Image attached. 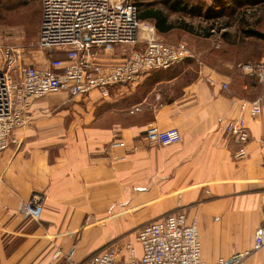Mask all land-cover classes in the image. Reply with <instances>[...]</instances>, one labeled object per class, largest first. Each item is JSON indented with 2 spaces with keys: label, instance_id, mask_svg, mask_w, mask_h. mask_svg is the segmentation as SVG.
Masks as SVG:
<instances>
[{
  "label": "crops",
  "instance_id": "obj_1",
  "mask_svg": "<svg viewBox=\"0 0 264 264\" xmlns=\"http://www.w3.org/2000/svg\"><path fill=\"white\" fill-rule=\"evenodd\" d=\"M203 1L215 6L214 0ZM236 1L229 0V9H236ZM42 13L43 7L41 20ZM258 25L264 30V13ZM206 28L200 36L180 29L214 39V29ZM195 53L190 59L199 67L193 77L175 70L182 61L135 83L115 85L108 97L93 90L78 97L56 93L34 99V119L15 129L18 143L0 152V264H77L120 235L135 232L137 240L142 225L179 209L189 220L197 219L207 263L252 247L255 230L264 226V89L241 71L238 59L221 69L222 62H209L213 53L199 48ZM120 55L103 53L101 61L117 62ZM254 58L264 61V51ZM256 99L262 114L240 112L242 100ZM137 106L141 110L131 113ZM239 115L250 135L242 159L234 157L237 144L224 127ZM151 123L178 127L182 140L149 145L144 134ZM115 138L126 147L112 148ZM35 193L44 196L41 214L24 219L19 205ZM112 221L119 223L118 232L99 236ZM241 264H264V249Z\"/></svg>",
  "mask_w": 264,
  "mask_h": 264
},
{
  "label": "built area",
  "instance_id": "obj_2",
  "mask_svg": "<svg viewBox=\"0 0 264 264\" xmlns=\"http://www.w3.org/2000/svg\"><path fill=\"white\" fill-rule=\"evenodd\" d=\"M43 13L38 46L57 55L45 66L19 64L16 49L3 50L0 68V152L18 143L15 129L27 126L35 116L34 99L56 93L72 97L84 96L98 90L108 97L111 88L135 83L154 70L168 69L182 61L195 58L184 41L173 43L158 38L155 26L139 18L136 0H41ZM144 31V34L141 33ZM215 31V30H213ZM142 44L125 52L117 62H102L101 55L117 45ZM241 71L254 77L264 89V61L238 64ZM226 87V85H223ZM240 112L248 110L252 117L263 112L256 100H242ZM137 106L131 113L140 111ZM226 133L237 144L236 159L248 155L246 144L249 130L242 115L228 119ZM183 135L178 127L162 129L151 123L144 139L149 145L178 143ZM264 145V139L261 140ZM111 147H126L115 138ZM138 145L133 146V150ZM44 206V196L35 193L19 205L24 219H38ZM137 247L129 241L113 240L77 264H241L253 252L264 249V226L255 230L252 247L207 263L202 257V244L197 219L189 220L182 209L171 211L157 220L142 225L138 231Z\"/></svg>",
  "mask_w": 264,
  "mask_h": 264
},
{
  "label": "rangeland",
  "instance_id": "obj_3",
  "mask_svg": "<svg viewBox=\"0 0 264 264\" xmlns=\"http://www.w3.org/2000/svg\"><path fill=\"white\" fill-rule=\"evenodd\" d=\"M224 1L227 3L229 0ZM243 1V3H245V0ZM136 2L140 3L142 9L148 7L158 9L165 14L170 21L190 23L197 29L198 35L202 33L203 29H205L209 23L217 21L214 29L215 33H213L214 39L212 40L211 38L206 39L205 37H199L200 35L194 36L186 34L180 28L171 31L166 36L160 33L157 34L159 39L166 42L177 43L184 41L194 53L196 48L197 50L198 48L204 50V53H213L215 56L209 58V62L213 60L217 65L219 61L222 62L219 67L221 69H227V65L224 66L223 63L226 62L227 64L229 60L232 61L234 58L239 60L237 65L245 61H256L254 56L264 51V42L254 38L248 39L247 41L242 40L239 34L241 27L239 21L233 17L228 18V9L222 10L223 12L216 10L213 8L215 7L214 4H207V2L203 0H136ZM212 2L214 3V1ZM191 4L196 6L190 7L192 10L188 8V5L190 6ZM209 5H212V7H209V10H203L204 7L208 8ZM258 9L260 10V8H257V10ZM218 11L221 12V16L213 20L214 18H212V16ZM41 12L42 6L40 0H0V68H2L3 64V50L7 47H13L17 50L21 57L20 61H22L23 64L34 63L44 65L51 57L57 55V53L55 54L49 50H42L38 46ZM228 22L230 24H224ZM141 33L144 34V31L141 30ZM184 35L190 38H186ZM236 38L238 39V50L234 48V46L232 47L229 45L231 40ZM141 46L142 44H121L117 45L114 50L108 53L116 52L117 54H121L120 57L123 58L125 52L140 48ZM235 49L237 53H235ZM244 54L251 56V58L242 60L240 56ZM195 55L197 54L195 53ZM202 55L204 57V54H201V56ZM184 62V64L178 65L175 70L180 71L185 69V76L193 77L197 73L199 63H197L195 59L185 60ZM51 95L55 96L56 94H50L46 97H52ZM64 97H66V95ZM119 227V223L112 221L107 223L104 228H101L98 234L104 238L109 237L118 232ZM135 238L136 234L134 232L120 235L117 239L123 241L133 240V243L137 247L138 254H141L142 245L138 243Z\"/></svg>",
  "mask_w": 264,
  "mask_h": 264
},
{
  "label": "trees",
  "instance_id": "obj_4",
  "mask_svg": "<svg viewBox=\"0 0 264 264\" xmlns=\"http://www.w3.org/2000/svg\"><path fill=\"white\" fill-rule=\"evenodd\" d=\"M243 2H244L243 0H237L236 9L235 8L229 9L228 7L229 1L226 3L224 0H214L215 6H219L220 11L222 10L224 11V9H228V18L229 17L238 18L239 24L241 26L240 33H239L241 35V38H244V36H248V37H252L254 39L264 42V30L260 25H258L259 19L264 13V0H245V3ZM137 5L139 9V18L141 20L151 22L155 26L157 33L159 32L167 33L173 30L174 28H182L192 33L198 32L195 26L193 25H190L187 23L176 24V22L169 21L168 17L165 14H163L161 11H159L158 9H153L149 7L142 9L139 2H137ZM253 8L255 10L253 12H250L251 9ZM257 8H260V10L259 9L257 10ZM256 14L261 15V16L260 17L258 16V18H254ZM246 15L252 16L254 20L246 19L245 18ZM220 16H221V12L218 11L215 13V15L212 16V18L216 20V18ZM216 22L217 21H215L210 27H207V28L205 27L206 30H208L209 32V29L210 31H212V29H215L216 24H217ZM224 24L227 25L228 23H224ZM204 33L205 32L202 31L201 34H204ZM231 42H233L232 44H236L238 48V41L233 40ZM260 60L261 59H258V58L256 59V61H260ZM158 70H162V69H158ZM156 73H159V75H162L163 73H165L166 75L168 72L165 71V72H156Z\"/></svg>",
  "mask_w": 264,
  "mask_h": 264
}]
</instances>
